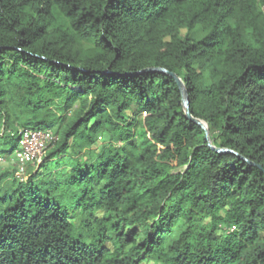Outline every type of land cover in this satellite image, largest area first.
<instances>
[{"label":"trees","instance_id":"16d2710c","mask_svg":"<svg viewBox=\"0 0 264 264\" xmlns=\"http://www.w3.org/2000/svg\"><path fill=\"white\" fill-rule=\"evenodd\" d=\"M27 130L0 264H264V0H0V156Z\"/></svg>","mask_w":264,"mask_h":264},{"label":"built area","instance_id":"2783aa9c","mask_svg":"<svg viewBox=\"0 0 264 264\" xmlns=\"http://www.w3.org/2000/svg\"><path fill=\"white\" fill-rule=\"evenodd\" d=\"M56 140L51 131L27 130L20 133V147L10 162L0 156V171L3 165L11 164L15 178L20 182L27 179L28 167L38 164L44 157L49 145Z\"/></svg>","mask_w":264,"mask_h":264},{"label":"water","instance_id":"95a60500","mask_svg":"<svg viewBox=\"0 0 264 264\" xmlns=\"http://www.w3.org/2000/svg\"><path fill=\"white\" fill-rule=\"evenodd\" d=\"M152 72H155V73H161V74H165V75H168L171 79H173L177 86H178V89L180 91V94H181V103H182V107H183V110L185 112V115L186 117L194 124H196L197 126H199L204 132H205V136H206V141L209 142V138H208V128L206 126V124H204L202 121L200 120H197V119H194L192 118L190 112H189V97H188V92L185 88V85L184 83L182 82V80L180 78H178L175 74H171V73H168L166 70L164 69H156V70H153ZM209 147L214 149L210 142H209ZM218 153H226V152H229L227 150H222V149H217L216 150ZM233 153V152H231Z\"/></svg>","mask_w":264,"mask_h":264},{"label":"rangeland","instance_id":"374dc122","mask_svg":"<svg viewBox=\"0 0 264 264\" xmlns=\"http://www.w3.org/2000/svg\"><path fill=\"white\" fill-rule=\"evenodd\" d=\"M2 169H3V172L11 171L12 166H11L10 163L9 164H5V165H3ZM180 230H181V227L177 226L175 231H174L173 236L169 239V241H172L173 239H175L177 237L178 233L180 232Z\"/></svg>","mask_w":264,"mask_h":264}]
</instances>
